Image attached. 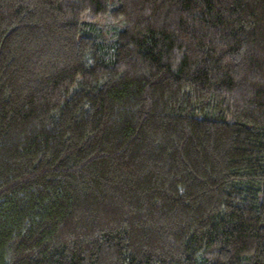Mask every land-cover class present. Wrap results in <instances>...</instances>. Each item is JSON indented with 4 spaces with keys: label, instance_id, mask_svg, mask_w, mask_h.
<instances>
[{
    "label": "trees",
    "instance_id": "trees-1",
    "mask_svg": "<svg viewBox=\"0 0 264 264\" xmlns=\"http://www.w3.org/2000/svg\"><path fill=\"white\" fill-rule=\"evenodd\" d=\"M0 264H264V0H0Z\"/></svg>",
    "mask_w": 264,
    "mask_h": 264
}]
</instances>
